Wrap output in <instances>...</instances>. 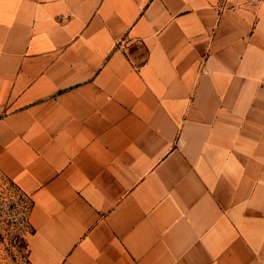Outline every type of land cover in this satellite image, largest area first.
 Returning <instances> with one entry per match:
<instances>
[{
  "label": "crops",
  "instance_id": "obj_1",
  "mask_svg": "<svg viewBox=\"0 0 264 264\" xmlns=\"http://www.w3.org/2000/svg\"><path fill=\"white\" fill-rule=\"evenodd\" d=\"M0 169L32 264H264V0H0Z\"/></svg>",
  "mask_w": 264,
  "mask_h": 264
},
{
  "label": "rangeland",
  "instance_id": "obj_2",
  "mask_svg": "<svg viewBox=\"0 0 264 264\" xmlns=\"http://www.w3.org/2000/svg\"><path fill=\"white\" fill-rule=\"evenodd\" d=\"M29 197L0 169V264H32L26 246Z\"/></svg>",
  "mask_w": 264,
  "mask_h": 264
},
{
  "label": "trees",
  "instance_id": "obj_3",
  "mask_svg": "<svg viewBox=\"0 0 264 264\" xmlns=\"http://www.w3.org/2000/svg\"><path fill=\"white\" fill-rule=\"evenodd\" d=\"M29 199H30V206L28 207V211L30 212V210H31V208H32V204H33V201H32V199L29 197ZM25 241H26V246H27V248H28V243H27V239H25Z\"/></svg>",
  "mask_w": 264,
  "mask_h": 264
}]
</instances>
